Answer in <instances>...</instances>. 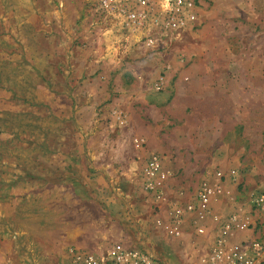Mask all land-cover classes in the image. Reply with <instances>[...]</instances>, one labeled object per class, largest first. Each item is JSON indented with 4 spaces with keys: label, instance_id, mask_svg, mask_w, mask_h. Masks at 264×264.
Wrapping results in <instances>:
<instances>
[{
    "label": "rangeland",
    "instance_id": "1",
    "mask_svg": "<svg viewBox=\"0 0 264 264\" xmlns=\"http://www.w3.org/2000/svg\"><path fill=\"white\" fill-rule=\"evenodd\" d=\"M194 2L190 24L156 34L89 0H0V264H69L70 247L113 242L194 264L188 219L180 238L153 226L151 152L170 200L216 168L237 175L219 213L264 189V0Z\"/></svg>",
    "mask_w": 264,
    "mask_h": 264
},
{
    "label": "built area",
    "instance_id": "2",
    "mask_svg": "<svg viewBox=\"0 0 264 264\" xmlns=\"http://www.w3.org/2000/svg\"><path fill=\"white\" fill-rule=\"evenodd\" d=\"M89 3L115 26L131 32L144 27L156 34L177 32L196 17L194 0H89ZM131 144L138 150L142 141L134 136ZM139 174L142 190L160 213L153 216L155 228L170 238H180L188 219L193 233L203 236L196 247L194 264H264V189L250 191L244 209L219 213L213 204L227 194L223 184L236 181L233 168L214 169L200 181L189 199H184L180 188L172 190L169 193L172 200L169 199L171 175L157 153L151 152L143 159ZM68 256L69 264H165L150 250L122 242H113L100 251L70 247Z\"/></svg>",
    "mask_w": 264,
    "mask_h": 264
}]
</instances>
